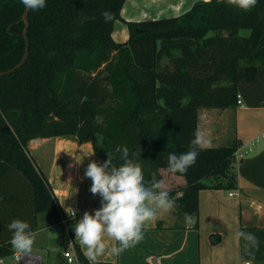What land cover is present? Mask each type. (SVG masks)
Masks as SVG:
<instances>
[{
    "label": "trees",
    "instance_id": "16d2710c",
    "mask_svg": "<svg viewBox=\"0 0 264 264\" xmlns=\"http://www.w3.org/2000/svg\"><path fill=\"white\" fill-rule=\"evenodd\" d=\"M125 1L46 0L28 13V58L0 76V258L14 250L13 219L33 231L40 216L59 221L49 184L27 153L30 140L91 142L95 155L106 161L111 153L116 166L123 161L115 148L126 145L145 181H159L168 154L189 150L200 109L264 106V0L247 12L202 0L177 16L140 21L122 18ZM24 10L21 0H0V72L23 58ZM117 21L127 27L124 42L112 38ZM237 149L236 140L200 147L196 163L173 174L185 181L167 189L179 216L197 214L200 190L237 189ZM74 228L69 222L71 236ZM240 230L258 237L253 262H264V228ZM239 241L241 259H252ZM74 247L80 263L90 264Z\"/></svg>",
    "mask_w": 264,
    "mask_h": 264
},
{
    "label": "crops",
    "instance_id": "0c3cea01",
    "mask_svg": "<svg viewBox=\"0 0 264 264\" xmlns=\"http://www.w3.org/2000/svg\"><path fill=\"white\" fill-rule=\"evenodd\" d=\"M199 1L202 0H126L121 16L125 21L177 16ZM112 38L117 42L128 39L124 23H115ZM197 131L207 141L202 148L238 142V150L244 156L235 165L237 189L200 190L198 211L191 216V224H186L175 207L158 213L155 221L145 223L143 238L119 256L110 252L118 243L105 237L108 249L96 263L245 264L236 232L243 227L264 228V106L251 108L242 103L235 109H200ZM27 153L48 182L58 209L76 210L74 226L85 211L94 214L101 207L99 195L93 196L89 191L92 181L84 176L89 162H104L95 155L91 142L80 144L74 138L63 137L32 139L27 144ZM159 174L166 189L185 183L183 178L166 171ZM38 221L40 227L34 231L37 235L31 253L40 254L43 264H67L62 257L63 251L70 249L66 237L51 232L52 224H47L43 216ZM71 242L79 246L89 262L85 249L75 242V232Z\"/></svg>",
    "mask_w": 264,
    "mask_h": 264
},
{
    "label": "clouds",
    "instance_id": "9594fccd",
    "mask_svg": "<svg viewBox=\"0 0 264 264\" xmlns=\"http://www.w3.org/2000/svg\"><path fill=\"white\" fill-rule=\"evenodd\" d=\"M257 2L258 0H227L228 4L245 12L254 8ZM21 3L25 10L33 12L46 7V0H21ZM102 16L105 22L112 19L111 13L107 11L102 12ZM206 143L202 134L195 132L187 152L168 154L167 171L172 174L186 173L196 163L198 149ZM115 152L123 161L119 166L113 164L112 155L108 153V159L102 164L94 160L89 162L84 173L85 178L92 181L89 189L91 194L101 198V207L94 214L85 211L74 228L75 242L85 249L84 255L90 264H96L98 257L108 249L105 237L118 243L119 246H112L110 252L119 256L143 238L146 222L155 221L158 213L169 212L176 206L175 198L170 195L162 180L145 181L141 165L130 158L126 145H118ZM65 211L75 218L74 208L66 207ZM184 215L186 224H191V214ZM7 227L12 233V247L21 254H30L37 235L30 224L22 219H13ZM236 237L245 242V251L252 258L246 260L245 264H253L255 252L260 247L258 237L244 230L237 231Z\"/></svg>",
    "mask_w": 264,
    "mask_h": 264
},
{
    "label": "built area",
    "instance_id": "2783aa9c",
    "mask_svg": "<svg viewBox=\"0 0 264 264\" xmlns=\"http://www.w3.org/2000/svg\"><path fill=\"white\" fill-rule=\"evenodd\" d=\"M248 152L251 149H247ZM243 153L238 149L234 154L235 161L243 158ZM59 221L49 226V230L54 234H62L68 240V245L70 249H66L62 253V257L65 259L67 264H81L75 251V247L71 242V235L69 231V222H74L77 218V213L75 218L68 215L67 212L59 210ZM71 244V245H70ZM0 264H43V259L40 254L30 253L27 255L21 254L15 249L12 254L8 257L0 258Z\"/></svg>",
    "mask_w": 264,
    "mask_h": 264
},
{
    "label": "water",
    "instance_id": "95a60500",
    "mask_svg": "<svg viewBox=\"0 0 264 264\" xmlns=\"http://www.w3.org/2000/svg\"><path fill=\"white\" fill-rule=\"evenodd\" d=\"M28 13H29V10H24V13H23L22 18H21V20L24 23V29H23L22 34H23V37L25 39V50H24L23 58L21 59L20 63H18L12 69H10L8 71L0 72V76L10 75L15 70L20 69L25 64V62H26V60L28 58V55H29V39H28V36H27V29H28V26H29Z\"/></svg>",
    "mask_w": 264,
    "mask_h": 264
},
{
    "label": "rangeland",
    "instance_id": "374dc122",
    "mask_svg": "<svg viewBox=\"0 0 264 264\" xmlns=\"http://www.w3.org/2000/svg\"><path fill=\"white\" fill-rule=\"evenodd\" d=\"M150 9V8H149ZM168 17V16H167ZM116 27H118V25L116 26ZM66 250V249H65Z\"/></svg>",
    "mask_w": 264,
    "mask_h": 264
}]
</instances>
